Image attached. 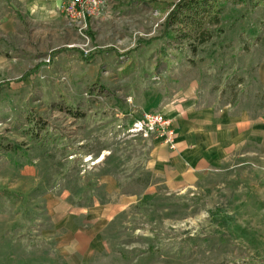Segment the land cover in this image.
Wrapping results in <instances>:
<instances>
[{
  "label": "rangeland",
  "instance_id": "1",
  "mask_svg": "<svg viewBox=\"0 0 264 264\" xmlns=\"http://www.w3.org/2000/svg\"><path fill=\"white\" fill-rule=\"evenodd\" d=\"M66 1L0 0V264H264L261 145L173 191L130 131L193 94L264 116V0L211 2L210 38L188 40L166 23L179 0H104L87 55Z\"/></svg>",
  "mask_w": 264,
  "mask_h": 264
},
{
  "label": "crops",
  "instance_id": "2",
  "mask_svg": "<svg viewBox=\"0 0 264 264\" xmlns=\"http://www.w3.org/2000/svg\"><path fill=\"white\" fill-rule=\"evenodd\" d=\"M150 112L161 113L170 120L175 132L173 150L153 139L149 163L152 172L170 190L192 188L206 174L224 167L231 157L245 151L259 153L260 145L264 153V116L237 112L231 103L201 105L193 94L181 99L172 97Z\"/></svg>",
  "mask_w": 264,
  "mask_h": 264
},
{
  "label": "built area",
  "instance_id": "3",
  "mask_svg": "<svg viewBox=\"0 0 264 264\" xmlns=\"http://www.w3.org/2000/svg\"><path fill=\"white\" fill-rule=\"evenodd\" d=\"M103 4L104 0H67L61 8V13L67 18L69 24L86 42L81 47V52L84 55L90 52L87 48L88 39L91 37L88 28L89 19L100 15ZM130 131L133 135H140L143 138L153 136L169 149H175L176 136L171 128V121L161 113L143 112L141 118L133 123Z\"/></svg>",
  "mask_w": 264,
  "mask_h": 264
},
{
  "label": "trees",
  "instance_id": "4",
  "mask_svg": "<svg viewBox=\"0 0 264 264\" xmlns=\"http://www.w3.org/2000/svg\"><path fill=\"white\" fill-rule=\"evenodd\" d=\"M216 1L218 0H179L176 4L172 5V8L167 15V26L171 29L173 27H177V30H181V27L185 26L186 29L190 31V33H182L181 38H184V40L190 39L191 35L193 34H195V37H200V34H205L210 38V34H208L207 32L208 29L206 28V26L213 23H217V20L214 19L213 16L209 19L204 20V16L208 14V9L211 5L210 3ZM191 32L193 34H191ZM37 67H39V65ZM72 116L74 118L82 117L81 114H78V112H72ZM29 138L31 140L39 141L42 143L46 142L45 136L40 137L38 131L35 130L33 126L29 131ZM93 167L92 170L97 168L96 165H94ZM75 179L77 181L83 179L86 182L84 183L82 189L78 192V194H74L76 195L74 200L77 202V204L85 203L83 207L88 208L92 206L93 198H95L96 196L95 179H91L87 172L80 176L75 175ZM11 193H9L8 195L12 197L17 196Z\"/></svg>",
  "mask_w": 264,
  "mask_h": 264
}]
</instances>
